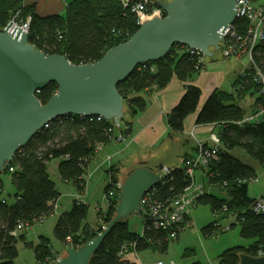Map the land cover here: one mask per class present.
I'll list each match as a JSON object with an SVG mask.
<instances>
[{"label": "trees", "instance_id": "1", "mask_svg": "<svg viewBox=\"0 0 264 264\" xmlns=\"http://www.w3.org/2000/svg\"><path fill=\"white\" fill-rule=\"evenodd\" d=\"M152 5L150 1L149 9ZM130 6L125 7L121 0H73L67 5L64 14L42 16L36 12L35 6H24L22 0H0V22L4 28L18 12L20 19L30 15V43L47 54H62L72 63L84 64L99 60L107 50L127 41L139 29L137 16ZM248 24L247 19L238 18L234 25L239 34H244ZM125 33L129 35L125 36ZM253 58L255 64L248 65L239 75L234 90H214L199 109L196 118L197 124H216L220 127L218 158L202 168L206 173V176H201L206 192L198 199V204L209 205L214 213V220L202 228V233L211 236L220 230L225 231L221 228L220 219L233 217L235 223L231 226L238 225L241 236L252 240L248 246L224 250L219 255L218 264H238L242 253L256 256L259 249L264 247V213L253 211L255 198L248 191L249 183L257 178L256 168L243 163L230 152L240 147L264 168V113L253 120H245L248 117L247 110L239 103L240 98L250 94L254 100L250 115L264 110L263 86L257 79L258 70L264 74V40H259L255 45ZM199 71L201 69L197 68L196 57L188 52L187 47L176 44L159 61L137 66L118 85L125 100L124 120L119 127L114 121L99 119L98 116L65 115L52 120L20 148L0 174V264H15L20 241L34 249L39 262L57 257L48 238L40 237L39 243L34 244L28 241L24 231L17 229L19 223L25 227L31 226L54 212L60 193L48 170L51 160L60 159L61 178L74 182L79 191H83L86 184L83 175L90 159L96 154L97 145L108 143L122 125L126 126L123 135L129 134L131 119L146 108L147 102L141 93L153 87L165 88L173 76L186 81ZM56 91L57 85L52 82L40 90L37 96L46 103ZM201 95L202 91L197 86H187L178 104L168 114V126L172 132L183 130L187 116L197 111ZM2 175L12 178L16 190L13 202H9L4 195ZM117 183V178L112 176L105 191L111 190ZM189 183L184 166L170 168V173L150 191L152 200L166 204ZM213 185L219 187L220 195L208 189ZM118 192L119 189L111 198L106 212L99 211L96 228L85 224L88 206L74 200L72 208L62 213L56 222V239L65 246L79 248L95 238L114 217ZM216 223H220V226ZM170 233L169 229L154 228L149 221L141 233L133 232L127 217L111 228L89 264H130L119 254L124 246L130 251L152 249L166 253L170 242L174 240L170 238ZM191 253L189 251L186 255Z\"/></svg>", "mask_w": 264, "mask_h": 264}, {"label": "water", "instance_id": "2", "mask_svg": "<svg viewBox=\"0 0 264 264\" xmlns=\"http://www.w3.org/2000/svg\"><path fill=\"white\" fill-rule=\"evenodd\" d=\"M157 6L164 16L144 20L127 41L84 64L37 48L29 42V32L12 20L0 30V174L20 148L58 117L98 116L120 124L125 100L118 85L137 66L159 61L176 44L213 57L238 9L236 0H169L157 1ZM52 82L57 91L43 103L37 93ZM149 159L124 171L116 213L103 231L79 248L67 246L50 264H89L117 222L140 215L143 197L161 181L164 168L163 161L151 164ZM238 264H264V256L242 253Z\"/></svg>", "mask_w": 264, "mask_h": 264}, {"label": "crops", "instance_id": "3", "mask_svg": "<svg viewBox=\"0 0 264 264\" xmlns=\"http://www.w3.org/2000/svg\"><path fill=\"white\" fill-rule=\"evenodd\" d=\"M72 1L73 0H22V3L24 6H35V10L39 15L47 16L64 14L67 5ZM150 1L154 4L151 6V9H154L158 7L157 1L169 0ZM2 29L0 22V30ZM247 66L248 61L246 57L240 59L235 57L220 58L214 55L211 58H207L206 66L203 70L193 74L186 81L179 79L177 76H173L169 84L163 89L153 87L144 90L141 95L145 98L147 105L143 111H140L131 119L132 127L130 133L123 135L126 126L122 125L115 131L113 138H111L108 143L97 145L95 150L96 154L90 159L87 171L83 175L86 182L83 191H79L74 182L64 181L61 178L59 174L60 159L51 160L48 163V170L51 178L53 179L52 176H54L69 187L67 193L69 197L68 204L64 207L59 197L54 207V215H58L59 218L62 213L69 211L72 208L74 200L86 204L89 210L91 203L90 201L86 203L85 200L88 197L92 198L94 190L97 189V194L102 193L103 197L105 188L111 181V177L115 176L121 184V178L125 174L124 171L126 168L140 159L148 157L150 158L148 163L151 164L163 161V165L167 168L183 167L185 158L195 155L197 141L207 146L219 147L220 127L216 124H197L196 118L199 109L214 90L219 89L232 92L239 75L245 71ZM189 85L197 86L202 91L199 107L196 112L187 116L182 131L172 132L168 126V114L178 104ZM251 98L252 101H254L250 94L239 99V103L247 110V116L251 114V102L249 104L250 106L247 108L245 102L247 100L251 101ZM193 130L194 136L191 135V131ZM122 135L123 139H120ZM114 158L117 159L115 162H113ZM100 170H103L105 174L100 178H95ZM257 175L259 174L257 173ZM5 177H7V179ZM1 178L4 182V195L9 202H13V196L16 190L12 178L9 175H2ZM54 182L57 188V183L55 180ZM61 195H63V193H60V196ZM95 200L93 206L96 210L97 220L94 223H89L87 220L85 221V224H88L92 228H96L99 224V211L102 210L106 212L108 207L105 201L102 204L97 203L99 202L98 199ZM25 228L26 227H24V229ZM24 229L19 231L23 232ZM141 232L142 231L139 233ZM180 234L178 238H180ZM40 237L46 238L45 235H38V240H40ZM60 243L62 246V252L60 251V254H62L67 246L62 242ZM53 250L59 252L54 248ZM149 251L150 250L141 252L127 251L123 259L130 262V264H164L159 260L155 252ZM172 264H176V262Z\"/></svg>", "mask_w": 264, "mask_h": 264}, {"label": "built area", "instance_id": "4", "mask_svg": "<svg viewBox=\"0 0 264 264\" xmlns=\"http://www.w3.org/2000/svg\"><path fill=\"white\" fill-rule=\"evenodd\" d=\"M125 7L131 5V11L137 16V24L140 25L144 20L151 18L153 16H164V12L159 7L154 9H149L150 0H139L133 2V0H121ZM238 9L236 20L238 18H245L248 20L249 24L245 30L244 34H239L235 22L228 28L225 33L224 40L221 43L220 51L224 58L235 57L243 58L246 57L248 65L255 64L253 58V50L255 45L259 40H264V0H236ZM20 28L25 31L30 30L32 17L28 16L25 19L19 18V12L11 19ZM123 34L124 33H120ZM129 33H125L128 36ZM188 52L196 57L197 68L203 70L206 66L207 56H205L201 51L196 49H188ZM248 67V66H247ZM257 79L263 86L264 91V74L261 71H257ZM264 110L256 115H250L245 120H253L259 115H262ZM101 119V117L99 118ZM103 119V118H102ZM115 124V123H114ZM117 127L119 124H115ZM48 126V125H47ZM123 139V135L120 136ZM218 158V148L213 146H206L200 141L196 143V153L184 160V168L189 177V185L176 197L168 201L166 204H160L152 200V194L148 192L142 199V208L140 211V216L142 217V231L145 227L147 221L154 228H163L165 230H170V238L175 239L180 231H184L190 228L192 223V206L202 197L206 188L201 181V176H206L202 168L208 166L213 160ZM162 177L161 180L170 173V168L164 166L161 170ZM120 183L114 185V187L105 194V202L111 203V198L116 195L118 189L120 190ZM119 197V192H118ZM253 211L256 213H264V193L255 198L253 205ZM220 226V223H216ZM24 224L19 223L17 226L18 230L24 229ZM105 226H103L104 228ZM231 227L222 226V230H228ZM133 246V245H132ZM127 247L124 246L120 251V256L124 257ZM256 256H264V247L259 249ZM56 257L54 259H47L43 264H50L51 262L58 260Z\"/></svg>", "mask_w": 264, "mask_h": 264}, {"label": "rangeland", "instance_id": "5", "mask_svg": "<svg viewBox=\"0 0 264 264\" xmlns=\"http://www.w3.org/2000/svg\"><path fill=\"white\" fill-rule=\"evenodd\" d=\"M215 56L224 58L220 50L215 52ZM250 102L252 105L253 103L252 98H251V101L247 100L245 102L246 108L250 106L249 105ZM191 135L194 136V130L191 131ZM230 152L232 153V155L239 158L243 163H246L256 168V171L259 175H257V178H255L252 182L249 183L248 191L251 197H254V198L260 197L264 193V181H263L264 180V168L260 165V163L255 158H253L251 155H249L247 152H245L240 147H235L231 149ZM116 160L117 159L114 158L113 162H115ZM103 174H105L104 171L100 170L96 174L95 178L96 177L100 178L101 176H103ZM3 176H6V175H3ZM52 177L56 181L57 188L60 191V193H63V195L60 196L61 203L64 205V207H66L65 205L68 204V198H69L67 196L69 187L67 184L62 183V181L58 180L56 177L54 176ZM5 178L7 179V177ZM208 189L216 195L221 194V191L217 185L208 187ZM109 191H104V194L102 197V193L97 194V189H96L94 190V194L92 198L88 197L85 200L86 203L89 201L91 203V206L89 207V210H88L87 222L94 223L97 220L96 210L93 206L96 201L95 199H98L99 202L97 203L103 204L104 201H106L104 199L105 198L104 195L107 194ZM106 204L109 206L107 202ZM192 216H193L192 223H193V218H194L193 226L182 231V233L180 234V238L172 240L170 242L169 249L166 253H161L159 251H154L152 249H148L150 250L149 252H155L159 257V260H161L164 264H172L174 262H176V264H193L194 262H199L202 264H208V263L218 264L219 255L224 250L230 247H234V246H248L252 243L251 239H246L241 236L240 227L238 225H236L235 227L231 226L226 231L218 230L219 232L216 234H213L211 236H205L202 233V228L214 220V213L211 211L209 205L198 204V201H197L192 206ZM57 218H58V215H54V212H53L51 215L44 217L43 220L35 222L31 226H27L24 229V233L26 234L28 241H31L34 244L39 243V240L37 238L38 235H45L46 238L50 240V243L53 246V248L59 251L56 253V255L58 258H60L61 257L60 253L62 252L61 250L62 246H61L60 241L57 240L54 235V225H55V222L57 221ZM128 218H129L131 231L136 232V233H139L140 231H142L143 220L140 215H131ZM220 221H221L222 226H229L235 223V218L230 217L228 219H220ZM106 226L107 225H105V227ZM17 247L19 250V255L14 261L15 264H43L47 261V259L43 262L37 261L35 257L34 249L26 247L25 244L21 241L18 242ZM127 251H130V250L128 249L126 250V252ZM189 251H192V253L186 255L187 252Z\"/></svg>", "mask_w": 264, "mask_h": 264}]
</instances>
